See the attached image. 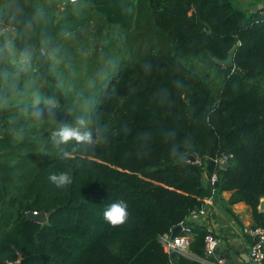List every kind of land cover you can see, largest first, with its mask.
<instances>
[{
	"label": "trees",
	"instance_id": "16d2710c",
	"mask_svg": "<svg viewBox=\"0 0 264 264\" xmlns=\"http://www.w3.org/2000/svg\"><path fill=\"white\" fill-rule=\"evenodd\" d=\"M260 2L0 0L15 30L0 34V264H173L161 237L178 224L195 256L177 263L206 264L208 228L189 216L223 191L264 228ZM79 116L91 140L53 145ZM59 171L69 184L49 182ZM115 199L119 224L102 216Z\"/></svg>",
	"mask_w": 264,
	"mask_h": 264
},
{
	"label": "crops",
	"instance_id": "0c3cea01",
	"mask_svg": "<svg viewBox=\"0 0 264 264\" xmlns=\"http://www.w3.org/2000/svg\"><path fill=\"white\" fill-rule=\"evenodd\" d=\"M4 29L6 28H2V30ZM230 195V191H223L215 194V196L212 195V199L207 204V215L202 218V221L198 220V222L204 223L207 227L211 225L219 240L227 242L222 247L224 254L226 247L230 245H235V247L241 245L249 252L252 237L244 231V228L252 224V211L244 201L233 203L230 205L232 212L228 211L226 206ZM188 255L195 256L190 251ZM251 263L252 261H250ZM233 264H245V261L238 257Z\"/></svg>",
	"mask_w": 264,
	"mask_h": 264
},
{
	"label": "built area",
	"instance_id": "2783aa9c",
	"mask_svg": "<svg viewBox=\"0 0 264 264\" xmlns=\"http://www.w3.org/2000/svg\"><path fill=\"white\" fill-rule=\"evenodd\" d=\"M68 2H76L78 0H65ZM229 160L227 155L220 158V161ZM213 180L216 175H213ZM212 195L205 197V205L200 209L193 210L189 216L190 220L196 219L199 215L203 217L207 215V204ZM208 232L205 235V246L203 257H198L206 264H228L225 257H215V250L219 243V238L216 236L211 225H208ZM244 231L252 237V242L248 252L250 261H256L257 264H264V228L261 226H246ZM193 239V229L190 224H181V229L173 238L171 234H165L161 237V241L165 250L169 253L176 251L177 254H189V245Z\"/></svg>",
	"mask_w": 264,
	"mask_h": 264
},
{
	"label": "clouds",
	"instance_id": "9594fccd",
	"mask_svg": "<svg viewBox=\"0 0 264 264\" xmlns=\"http://www.w3.org/2000/svg\"><path fill=\"white\" fill-rule=\"evenodd\" d=\"M83 116L76 118L74 122L59 124L51 133V143L55 146L66 145L69 141L89 142L91 134L85 127ZM65 157L69 156L67 151L63 152ZM47 179L57 187H62L71 182L70 175L65 171L50 172ZM128 215V205L123 199H115L108 202L102 209L103 218L111 224L123 222Z\"/></svg>",
	"mask_w": 264,
	"mask_h": 264
},
{
	"label": "water",
	"instance_id": "95a60500",
	"mask_svg": "<svg viewBox=\"0 0 264 264\" xmlns=\"http://www.w3.org/2000/svg\"><path fill=\"white\" fill-rule=\"evenodd\" d=\"M261 8H264V0L262 2L256 4L255 6H253L254 10H258V9H261ZM216 60L218 62H221V60L218 59V58ZM231 60H232V55L229 54L223 60V63L232 64ZM190 158L192 160H195V156L194 155H191ZM220 165L222 167H227V166L230 165V161L229 160L220 161ZM207 176L210 178V175L207 174ZM214 183H215L216 186L218 185V181L217 180H214ZM259 208L264 210V198H262V200L260 202V205H259ZM52 212H53V210L38 211V212L37 211H28L27 212V217L29 219H31V220L36 221V222L45 223L50 218V216L52 215ZM202 218H203V216L199 215L197 217V220H201L202 221ZM180 229H181V224H178V225L174 226L172 228V231H171V237L173 238L175 235H177L178 232L180 231ZM226 244H227V242L225 240L219 241V243L217 245V248L215 250V257L216 258L225 257L228 264H233V262L237 261L238 257H240V258H242L245 261V264H250V258H249L248 252H247L245 247H243L241 245H237L236 247H235V245H230L229 247L228 246L226 247L225 254H224V252H222V247L224 245H226ZM170 255H171L173 264H178L177 263V255H178L177 252L176 251H172L170 253ZM19 261H20V259L15 261V262H13L12 264H19ZM251 264H257V262L256 261H252Z\"/></svg>",
	"mask_w": 264,
	"mask_h": 264
},
{
	"label": "rangeland",
	"instance_id": "374dc122",
	"mask_svg": "<svg viewBox=\"0 0 264 264\" xmlns=\"http://www.w3.org/2000/svg\"><path fill=\"white\" fill-rule=\"evenodd\" d=\"M62 1H65V0H62ZM256 0H238V2L243 6V8H246L247 6H248V4L250 3V2H255ZM257 1H263V0H257ZM258 4V3H257ZM256 5V4H255ZM255 5H253V6H255ZM253 6H252V8H253ZM14 32H15V30L12 28V27H8V28H6V29H4V30H2V28H0V34L2 35H13L14 34ZM11 38L9 37L8 39H7V41L4 43V45L8 48V50H9V52H11V53H14L15 55H16V51H15V49H13V47H12V45H10V43H11ZM10 41V42H9ZM202 67H204L203 65H201Z\"/></svg>",
	"mask_w": 264,
	"mask_h": 264
}]
</instances>
